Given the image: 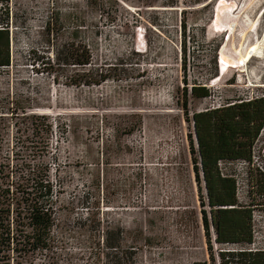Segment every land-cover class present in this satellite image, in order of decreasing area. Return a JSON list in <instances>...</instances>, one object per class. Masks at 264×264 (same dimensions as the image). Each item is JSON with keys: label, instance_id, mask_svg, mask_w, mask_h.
Returning a JSON list of instances; mask_svg holds the SVG:
<instances>
[{"label": "rangeland", "instance_id": "1", "mask_svg": "<svg viewBox=\"0 0 264 264\" xmlns=\"http://www.w3.org/2000/svg\"><path fill=\"white\" fill-rule=\"evenodd\" d=\"M7 14L12 65L0 69V151L20 149L16 130L24 116L52 123L43 162L65 226L59 253L67 262L61 264L91 263L90 225L98 219L124 231L122 251L134 247L136 264H210L189 149L192 126L178 104L182 21L189 85L197 79L213 92L210 99H190L192 114L229 97L264 93V0H0V27ZM47 23L56 34L50 44ZM68 42L89 45L92 63L54 61ZM251 43L258 51L243 63ZM221 54L226 68L205 81L214 61L219 71ZM101 73L109 79L99 85L75 84ZM254 163L264 170V133ZM247 166L227 165L239 174L241 200ZM255 218L257 245H263L264 213Z\"/></svg>", "mask_w": 264, "mask_h": 264}, {"label": "trees", "instance_id": "2", "mask_svg": "<svg viewBox=\"0 0 264 264\" xmlns=\"http://www.w3.org/2000/svg\"><path fill=\"white\" fill-rule=\"evenodd\" d=\"M185 23L183 20L180 56L183 89L178 104L192 126L189 149L210 264H264V243L257 245L255 218L257 212L264 213V170L254 163L256 145L264 133V93L229 97L191 114L190 99H210L213 92L208 84L197 79L189 85ZM1 24L0 69L12 65L9 14ZM44 30L50 44L51 36H56L54 26L47 23ZM74 46V42L60 45L54 61L61 66L86 68L92 63L89 45ZM61 52H65L64 59H60ZM214 67V73L205 81L218 76L216 61ZM108 79L101 73L97 80L75 84L99 85ZM24 120V127L16 130L19 137L15 142L20 149L6 156L0 151V264L34 263L38 259L46 264H61L67 262L65 254L59 253L64 250L61 239L65 226L59 225L56 188L43 162L49 154L53 125L46 123L48 117L36 114L24 116ZM237 162L248 165L243 200L238 195L239 174L227 167ZM93 233L101 236L97 238ZM89 235L90 264H136L134 247H129L126 253L122 251L125 239L122 229L108 223L103 226L98 219L92 221Z\"/></svg>", "mask_w": 264, "mask_h": 264}, {"label": "bare ground", "instance_id": "3", "mask_svg": "<svg viewBox=\"0 0 264 264\" xmlns=\"http://www.w3.org/2000/svg\"><path fill=\"white\" fill-rule=\"evenodd\" d=\"M263 16H264V14H263ZM233 21V20H232ZM235 22V21H234ZM230 24V23H229ZM236 23H234V25H235ZM231 28H232V26H231ZM232 30V29H231ZM229 32V30L227 29L226 30V33H228ZM231 33V32H230ZM244 34V33H243ZM144 35L142 34V37H143ZM231 40V35L229 34V37H228V41H230ZM244 41V40H243ZM145 42L144 41H142V42H140L139 43V51L140 52H144L145 51V44H144ZM232 43V42H231ZM259 47V46H258ZM257 49V46L255 45V44H253L252 45V43H251V46L249 47V50L248 51H246L247 53H246V55H244V57H242L241 59H240V61H242L243 63H246V62H248L250 59H252L254 56L252 55L251 56V54H252V51H254V50H256ZM256 51H258V50H256ZM257 54V53H256ZM220 57H221V59L223 60V61H225V62H229V60H227V58H225V56L223 55V54H221L220 55ZM249 58V59H248ZM239 61V60H238ZM235 62V61H234ZM242 63V64H243ZM238 64V63H237ZM241 64V63H240ZM224 66V65H223ZM219 76H220V74H219ZM218 76V77H219Z\"/></svg>", "mask_w": 264, "mask_h": 264}, {"label": "water", "instance_id": "4", "mask_svg": "<svg viewBox=\"0 0 264 264\" xmlns=\"http://www.w3.org/2000/svg\"><path fill=\"white\" fill-rule=\"evenodd\" d=\"M219 74H220V71L218 72V76H219ZM218 76H217V77H218Z\"/></svg>", "mask_w": 264, "mask_h": 264}, {"label": "built area", "instance_id": "5", "mask_svg": "<svg viewBox=\"0 0 264 264\" xmlns=\"http://www.w3.org/2000/svg\"><path fill=\"white\" fill-rule=\"evenodd\" d=\"M143 35H144V33H143Z\"/></svg>", "mask_w": 264, "mask_h": 264}, {"label": "clouds", "instance_id": "6", "mask_svg": "<svg viewBox=\"0 0 264 264\" xmlns=\"http://www.w3.org/2000/svg\"><path fill=\"white\" fill-rule=\"evenodd\" d=\"M221 66V65H220Z\"/></svg>", "mask_w": 264, "mask_h": 264}]
</instances>
